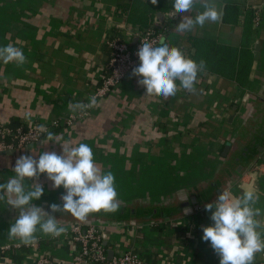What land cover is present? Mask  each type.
I'll list each match as a JSON object with an SVG mask.
<instances>
[{
	"label": "crops",
	"instance_id": "0c3cea01",
	"mask_svg": "<svg viewBox=\"0 0 264 264\" xmlns=\"http://www.w3.org/2000/svg\"><path fill=\"white\" fill-rule=\"evenodd\" d=\"M131 1L0 0V47L13 44L27 57L23 65L0 61V122L62 120L64 125L53 129L55 136L66 146H91L96 164L114 174L120 204L116 212L101 210L84 221L70 212L52 213L67 228L65 234L54 238L38 231L35 248L0 251V264H37L39 257L49 264H70L77 244L68 230L77 223L104 225L108 252H138L142 264H219L210 242L202 239L203 226L213 223L205 205L223 188L236 196L254 188L257 207L264 209V0H208L222 11V20L178 32L177 21L204 10L198 0L192 11L175 14L164 37L189 56L194 54L191 35L241 45L246 18L253 16L250 48L254 54L260 44L259 57L244 87L202 71L194 92L181 88L165 98L146 95L138 83L142 77L131 73L97 100L89 116L65 125V117L79 110L75 105L88 100L101 83L110 59L108 37L136 39L139 28L126 20ZM60 143L46 138L1 152L0 183L15 176L19 156L62 154ZM33 182L45 189L35 204L49 212L52 203L62 205L63 186L54 188L46 174L24 183L31 187ZM18 215L0 201V245L21 241L8 238ZM253 264H264V252Z\"/></svg>",
	"mask_w": 264,
	"mask_h": 264
},
{
	"label": "clouds",
	"instance_id": "9594fccd",
	"mask_svg": "<svg viewBox=\"0 0 264 264\" xmlns=\"http://www.w3.org/2000/svg\"><path fill=\"white\" fill-rule=\"evenodd\" d=\"M197 2L174 0L172 15L192 11ZM201 2L204 10L194 18L183 16L176 26L178 32L203 27L209 21L222 20L223 13L214 3L208 0ZM151 3L155 5L158 0H151ZM159 44L154 46L143 40L136 53L140 63L133 68L132 74L142 77L138 83L146 87V95L168 98L175 96L181 88L194 92L198 74L205 70V62H197L181 48L170 46L163 37ZM26 60L23 51L13 44L0 47V61L4 64L15 62L23 65ZM96 104L97 98L92 96L90 103H78L75 109L84 110ZM40 128L43 130L44 126ZM47 140L60 143L52 132H47ZM62 145V154L43 151L38 158L35 154L19 156L13 168L15 176L6 183H0V201L6 200L8 205L19 211L8 229L9 239L18 238L29 245L35 241L38 231L54 238L60 237L67 232V228L52 214L55 212H70L84 221L94 212L119 210L116 178L110 170L105 173L96 164L91 146L86 143ZM42 174L47 175L54 188L63 186L66 190L61 197L62 205L52 203L51 212L34 203L43 196L44 186L33 182L31 187H26L24 183L26 179L38 181ZM259 199L254 188H245L238 196L223 188L214 202L205 205L213 223L203 226L202 239L210 242L220 257L219 264H253L256 254L264 252V209L257 207Z\"/></svg>",
	"mask_w": 264,
	"mask_h": 264
},
{
	"label": "built area",
	"instance_id": "2783aa9c",
	"mask_svg": "<svg viewBox=\"0 0 264 264\" xmlns=\"http://www.w3.org/2000/svg\"><path fill=\"white\" fill-rule=\"evenodd\" d=\"M168 13L162 18V21H156L145 29H139L136 39H128L122 35L108 37L106 45L110 50V59L108 61L107 70L101 79L96 92L92 96H96L97 100L107 96L114 91L116 87L128 77L133 68L139 65V57L137 51L143 40L159 46L161 37L166 36L169 30L168 23L172 19ZM257 22V18L255 19ZM90 103V98L83 102ZM93 107L78 110L68 114L65 117V125L72 126L78 120H82L89 116ZM44 129L41 130L40 126ZM64 125L60 119H52L36 125H11L0 122V153L8 149L17 147H25L35 145L47 138V132ZM107 230L104 225L98 223L81 224L77 223L68 230V236L77 244L73 259L70 264H142L144 258L138 252H124L119 255H113L109 258L105 241L107 240ZM33 249L37 246L36 242L25 245L22 241L6 242L0 245L1 252L18 251L24 247ZM37 264H49V260L44 257L37 259Z\"/></svg>",
	"mask_w": 264,
	"mask_h": 264
},
{
	"label": "trees",
	"instance_id": "16d2710c",
	"mask_svg": "<svg viewBox=\"0 0 264 264\" xmlns=\"http://www.w3.org/2000/svg\"><path fill=\"white\" fill-rule=\"evenodd\" d=\"M173 2L174 0H158L154 5L151 0H132L126 6V20L141 30L145 29L156 21H162L158 16L159 13L164 14L172 10ZM246 19L244 40L241 45L226 44L214 38L197 35H191L189 38L194 48L191 58L197 62L203 60L206 73H217L234 79L241 87L248 82L254 59L250 48L253 16H247Z\"/></svg>",
	"mask_w": 264,
	"mask_h": 264
},
{
	"label": "water",
	"instance_id": "95a60500",
	"mask_svg": "<svg viewBox=\"0 0 264 264\" xmlns=\"http://www.w3.org/2000/svg\"><path fill=\"white\" fill-rule=\"evenodd\" d=\"M174 11V9H172L169 13V15H170V17L171 18H175V15H172V12ZM159 17H161V18H164L165 17V15L163 14V13H159ZM181 21H177L176 22V26L180 23ZM259 48H260V44H256V46H255V52H254V58L255 59H258V57H259ZM229 145V144H228ZM8 151L6 150V151H3V153H7ZM10 152V151H9ZM113 256V251L112 250H110L109 251V258H111Z\"/></svg>",
	"mask_w": 264,
	"mask_h": 264
}]
</instances>
